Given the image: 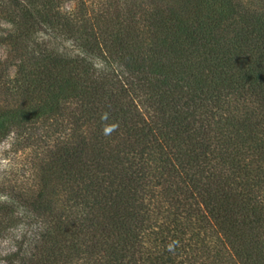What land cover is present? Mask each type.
I'll use <instances>...</instances> for the list:
<instances>
[{"label":"trees","instance_id":"obj_1","mask_svg":"<svg viewBox=\"0 0 264 264\" xmlns=\"http://www.w3.org/2000/svg\"><path fill=\"white\" fill-rule=\"evenodd\" d=\"M63 1L0 0L2 264H264V0Z\"/></svg>","mask_w":264,"mask_h":264},{"label":"rangeland","instance_id":"obj_2","mask_svg":"<svg viewBox=\"0 0 264 264\" xmlns=\"http://www.w3.org/2000/svg\"><path fill=\"white\" fill-rule=\"evenodd\" d=\"M74 6L73 0H64L62 9L71 11ZM12 25L2 13H0V36L4 37ZM7 44L0 38V74L10 77L13 67L7 64ZM26 165V158L14 144L10 138L0 142V199H2L3 191H10L11 187H6L9 183L21 179L20 171ZM15 188V187H13ZM14 191H12V194ZM16 227L10 230L9 234L0 236V264H2L1 256L8 250L13 248L14 241L11 235L18 233Z\"/></svg>","mask_w":264,"mask_h":264}]
</instances>
